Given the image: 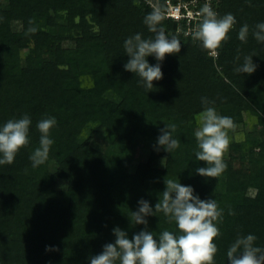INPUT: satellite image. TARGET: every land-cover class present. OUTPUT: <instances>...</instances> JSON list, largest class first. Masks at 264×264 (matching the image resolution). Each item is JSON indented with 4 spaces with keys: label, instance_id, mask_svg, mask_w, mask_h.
<instances>
[{
    "label": "trees",
    "instance_id": "16d2710c",
    "mask_svg": "<svg viewBox=\"0 0 264 264\" xmlns=\"http://www.w3.org/2000/svg\"><path fill=\"white\" fill-rule=\"evenodd\" d=\"M214 6L218 17L231 13L237 21L218 55L165 18L162 26L181 50L162 61L146 57L163 74L148 90L125 70L124 49L137 33L154 38L144 23L154 8L145 0H0V127L24 115L32 122L29 144L0 165V264H90L115 242L117 227L129 239L141 231L157 239L164 230L178 234L163 212L146 216V225L132 220L141 200L155 212L167 179L224 210L215 264H228L227 250L240 235H255L264 249V43L253 36L264 22V0ZM245 56L256 65L251 74L235 71ZM202 98L236 124L227 169L217 178L196 171L207 166L195 159ZM50 117L57 121L54 144L33 168L37 124ZM170 124L180 141L171 153L158 142Z\"/></svg>",
    "mask_w": 264,
    "mask_h": 264
},
{
    "label": "clouds",
    "instance_id": "9594fccd",
    "mask_svg": "<svg viewBox=\"0 0 264 264\" xmlns=\"http://www.w3.org/2000/svg\"><path fill=\"white\" fill-rule=\"evenodd\" d=\"M199 15L202 19L192 33L193 39L200 41L205 50L218 55L217 50L229 39L228 34L237 21L231 13L218 17L207 3ZM164 20V11L160 7L154 8L144 19L149 31L155 34L154 38L144 39L137 33L124 42L125 52L130 57L125 70L138 75L148 90L163 74L160 64L152 66L146 57L154 55L157 61H162L166 55L177 54L181 50L180 40L166 34L162 26ZM33 23L29 21L30 25ZM255 29L254 38L264 43V22L258 23ZM36 31V27L28 29L29 33ZM248 33L249 26L245 24L239 30V40L247 42ZM252 57L245 56L235 71L253 73L256 65ZM201 102L205 108L196 117L199 127L195 137L199 150L195 152V159L207 166L196 171L201 176L217 178L227 169L224 157L231 143L229 132L235 130L236 124L231 117L219 115L215 107L208 106L211 102L207 98H202ZM31 123V119L24 115L20 119L8 120L0 127V165L12 164L20 149L29 144ZM56 124L54 117L38 122L40 146L30 156L33 168L48 160L50 147L54 144L50 130ZM175 130V124L167 125L158 138L159 145L169 153L180 147V141L173 136ZM165 184L166 190L155 205V212L147 201L141 200L138 211L132 212V220L135 224L146 225V216L163 212L170 222H175L178 234L164 230L157 239L153 233L141 231L129 239L127 233L117 227L114 229L115 242L105 245L101 254L90 258V264H215L218 247L214 241L221 236L218 224L223 223L224 210L214 199L201 200L193 194L194 189L190 186H183L173 179L165 180ZM228 214L235 213L229 209ZM256 240L253 234L238 236L227 250L228 264H264V249L255 246Z\"/></svg>",
    "mask_w": 264,
    "mask_h": 264
},
{
    "label": "built area",
    "instance_id": "2783aa9c",
    "mask_svg": "<svg viewBox=\"0 0 264 264\" xmlns=\"http://www.w3.org/2000/svg\"><path fill=\"white\" fill-rule=\"evenodd\" d=\"M151 7H160L165 18L178 23V31L191 36L202 17L200 9L207 3L216 12L214 0H145ZM162 5V7H161ZM217 13V12H216ZM193 37V36H192Z\"/></svg>",
    "mask_w": 264,
    "mask_h": 264
},
{
    "label": "rangeland",
    "instance_id": "374dc122",
    "mask_svg": "<svg viewBox=\"0 0 264 264\" xmlns=\"http://www.w3.org/2000/svg\"><path fill=\"white\" fill-rule=\"evenodd\" d=\"M241 135H242V134H241ZM241 135H240V136H241ZM166 165L168 166L167 168H170L169 165H168L167 163H166Z\"/></svg>",
    "mask_w": 264,
    "mask_h": 264
}]
</instances>
